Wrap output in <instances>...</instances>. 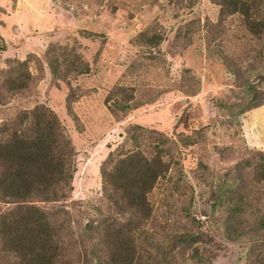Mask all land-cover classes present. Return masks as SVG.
<instances>
[{"label":"rangeland","instance_id":"rangeland-1","mask_svg":"<svg viewBox=\"0 0 264 264\" xmlns=\"http://www.w3.org/2000/svg\"><path fill=\"white\" fill-rule=\"evenodd\" d=\"M244 1L250 24L223 0H0V123L23 130L18 114L45 104L75 150L72 191L35 201L67 228L55 264H110L100 232L122 215L101 166L136 142L153 153L160 137L169 165L132 230L151 245L135 256L159 247L166 264H264V0ZM70 49L88 72L68 70ZM13 207L0 201V213ZM21 260L0 242V264Z\"/></svg>","mask_w":264,"mask_h":264},{"label":"trees","instance_id":"trees-1","mask_svg":"<svg viewBox=\"0 0 264 264\" xmlns=\"http://www.w3.org/2000/svg\"><path fill=\"white\" fill-rule=\"evenodd\" d=\"M223 1L234 7L230 12L240 11L249 24L252 22L246 1ZM250 1L255 4L262 0ZM58 47L65 48L60 45ZM51 48L55 50V47ZM73 50L70 49L65 56L71 67L68 70L88 72V65L75 53L72 54ZM49 58L51 70L56 71V61L60 56L52 55ZM24 75L29 77L27 73ZM14 80L13 77L11 83ZM16 87L22 88L20 85ZM128 107V104L124 106ZM18 116V124H25L23 130L27 129L26 131L13 128L14 121L0 123V201L15 205L0 213V242L4 249L17 255L22 253L19 264H55V255H58V249L61 248V233L67 228L59 211L49 217L35 201H58L65 199L72 191L75 150L64 133L56 112L47 105H35L29 110L21 111ZM167 142V138L160 137L159 143L152 146L153 153L142 148L139 142L133 143L134 149L122 150L110 168L101 166L107 198L116 213L122 215V218H114L113 230L110 224L106 232H100L103 236L100 243H109L114 247L111 256L110 252L108 254L110 264H131L135 259L142 261V264L167 262L164 250L159 247H143L149 252V256H135L134 248L137 245H151L148 241L141 242L142 245L137 244V235L132 234V230L151 214L148 193L165 175L169 165L163 159V155L167 153L163 145ZM111 161L110 158L109 162ZM254 175L257 180H264V159L256 166ZM87 226L90 228V225ZM123 226L128 229H121ZM99 228L103 229L104 225ZM14 239L20 240L25 246L16 247ZM197 239V236H193L189 241L183 240V246H193ZM193 250L198 253L196 247ZM151 254L156 257L147 262Z\"/></svg>","mask_w":264,"mask_h":264}]
</instances>
